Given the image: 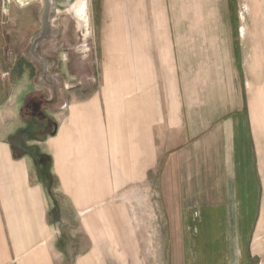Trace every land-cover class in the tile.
<instances>
[{
	"label": "crops",
	"instance_id": "crops-1",
	"mask_svg": "<svg viewBox=\"0 0 264 264\" xmlns=\"http://www.w3.org/2000/svg\"><path fill=\"white\" fill-rule=\"evenodd\" d=\"M100 2L97 75L38 160L0 34V264H149L137 207L160 209L159 264H264V0Z\"/></svg>",
	"mask_w": 264,
	"mask_h": 264
},
{
	"label": "rangeland",
	"instance_id": "rangeland-1",
	"mask_svg": "<svg viewBox=\"0 0 264 264\" xmlns=\"http://www.w3.org/2000/svg\"><path fill=\"white\" fill-rule=\"evenodd\" d=\"M101 6L100 0H89L88 2L87 15L90 23L91 37V48L88 52L77 53L75 51L77 38L72 30L73 28L69 27L70 20L63 17L61 20V36L52 40V42H47L43 48V53L51 62H46V74L42 73L40 76L41 66L25 59L21 56V53H18L20 56L17 52L10 55L13 67L10 68L9 76L2 78L8 80L5 86L7 85L10 88L15 82L16 84L17 82L22 83V93L16 101V109L20 110L23 119L20 128V142H22L23 148L28 150V152L34 151L33 149L38 151V155H34L37 160L40 153H42L40 147L37 146L39 145L38 141L43 138L44 131L49 133L52 130V125L48 123L50 112L62 108V103L72 93L69 87L72 84H79L77 78L85 77L86 73L90 77L97 75L98 51L96 38ZM37 8L38 6L35 4L24 8V10H17L15 6L11 5L9 20L4 25V28L1 26L0 15V34L1 32H7V37L8 35L10 36V46L14 45L16 50H18L16 46L19 44H23L25 47L29 46L32 32L37 28ZM3 43V38L0 35V45ZM52 61H55L53 67ZM33 178L35 179V177ZM52 185L54 186V183ZM51 186L48 185L46 189L49 200H55L59 207H66V203L61 196L55 194L54 197L51 195L53 189H51ZM130 208L135 212L134 208L136 207ZM146 212L147 207H137L138 235L143 241H145V237L147 236L150 238L148 240L150 243L142 244L143 253L149 252V264H159L160 261L157 259V253L161 252V238L163 235L161 221L163 218L161 217L159 207H154L153 211L150 209V211ZM166 219H168L167 216ZM87 244L86 238L81 234L72 238V242L67 245L70 255L84 250ZM152 252L154 256L151 254ZM70 263V259L63 262L60 261V264Z\"/></svg>",
	"mask_w": 264,
	"mask_h": 264
},
{
	"label": "water",
	"instance_id": "water-1",
	"mask_svg": "<svg viewBox=\"0 0 264 264\" xmlns=\"http://www.w3.org/2000/svg\"><path fill=\"white\" fill-rule=\"evenodd\" d=\"M77 1L81 0H0L2 28L5 27L4 25L9 20L11 5L15 6L17 10H24V8L35 4L38 6L36 14L37 28L32 32L29 46L23 48L21 56L41 66L40 76L46 72V62L49 61L43 53V48L47 42H52V40L61 36V20L63 17L70 20L69 27L71 26L73 28L72 30L77 38L75 51L77 53H83L88 52L91 48L90 23L87 15L89 0H84L86 8L83 17H80L74 9ZM4 34L5 39H7L5 32ZM54 65L55 61H52V67ZM64 106L63 104L62 107Z\"/></svg>",
	"mask_w": 264,
	"mask_h": 264
},
{
	"label": "bare ground",
	"instance_id": "bare-ground-1",
	"mask_svg": "<svg viewBox=\"0 0 264 264\" xmlns=\"http://www.w3.org/2000/svg\"><path fill=\"white\" fill-rule=\"evenodd\" d=\"M85 8H86V4H85L84 0L77 1V4L74 6V9H75L76 13L80 17H83L84 16V14H85Z\"/></svg>",
	"mask_w": 264,
	"mask_h": 264
},
{
	"label": "trees",
	"instance_id": "trees-1",
	"mask_svg": "<svg viewBox=\"0 0 264 264\" xmlns=\"http://www.w3.org/2000/svg\"><path fill=\"white\" fill-rule=\"evenodd\" d=\"M33 150H34V151L31 150V153L34 152L33 155H38V151L35 150V149H33Z\"/></svg>",
	"mask_w": 264,
	"mask_h": 264
}]
</instances>
